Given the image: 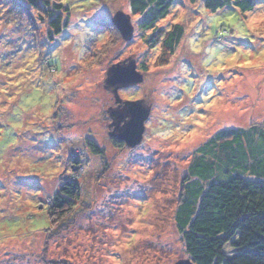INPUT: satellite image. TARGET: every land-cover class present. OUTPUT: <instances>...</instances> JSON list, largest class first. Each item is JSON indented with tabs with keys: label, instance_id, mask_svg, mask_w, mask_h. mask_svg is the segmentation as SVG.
Instances as JSON below:
<instances>
[{
	"label": "rangeland",
	"instance_id": "374dc122",
	"mask_svg": "<svg viewBox=\"0 0 264 264\" xmlns=\"http://www.w3.org/2000/svg\"><path fill=\"white\" fill-rule=\"evenodd\" d=\"M256 2L243 14L176 0L146 31L129 0L73 3L53 41L36 12L0 0V63L9 65H0V264L186 259L173 214L192 153L220 131L264 121V0ZM17 12L35 19L22 17L28 38ZM118 12L130 18V40L111 23ZM174 25L183 39L161 61V39L153 45L151 35ZM21 36L30 51L14 41ZM131 62L142 80L113 96L108 69ZM141 100L150 110L140 143L109 137L107 110ZM64 181L80 184L82 201L49 228L46 204Z\"/></svg>",
	"mask_w": 264,
	"mask_h": 264
},
{
	"label": "trees",
	"instance_id": "16d2710c",
	"mask_svg": "<svg viewBox=\"0 0 264 264\" xmlns=\"http://www.w3.org/2000/svg\"><path fill=\"white\" fill-rule=\"evenodd\" d=\"M7 1L17 4L15 0ZM25 1L27 7L20 3L15 6L19 10L36 12L37 19L47 25V39L53 41L68 28L67 20L62 16L64 13L66 17L70 15L76 7L73 3L83 6L92 3V0H83L85 5L81 0ZM175 2L129 0V11L130 15L139 18V28L146 31L165 18ZM202 5L212 13L231 7L244 14L254 10L257 2L202 0ZM29 14H13L24 26L22 32L27 38L32 30L22 17L33 23L35 19ZM183 36L184 31L179 25L163 34L157 30L152 33L153 45L161 39V61H166L164 55L175 52ZM18 40L19 49L31 50L26 39L22 36L14 39ZM3 63L6 61L0 65ZM6 65L5 69H8L9 65ZM89 147L94 156L102 157L97 145L89 141ZM53 191L44 215L49 228L63 225L82 201L81 186L75 181H64ZM173 221L186 259L193 264H264V121L247 128L220 131L194 150L180 181Z\"/></svg>",
	"mask_w": 264,
	"mask_h": 264
},
{
	"label": "water",
	"instance_id": "95a60500",
	"mask_svg": "<svg viewBox=\"0 0 264 264\" xmlns=\"http://www.w3.org/2000/svg\"><path fill=\"white\" fill-rule=\"evenodd\" d=\"M111 23L120 31L124 40H130L133 27L130 24L128 15L118 12L112 17ZM141 80L142 77L135 71L133 62L128 65L117 63L108 69L104 87L114 96L118 88L133 85ZM149 110L150 108L142 100L125 101L123 107L109 108L106 112L111 119L108 125V128L112 130L108 134L109 137L125 142L130 147L140 143L144 132V122L147 120ZM120 113L121 115H119ZM175 264L193 263L189 259H185Z\"/></svg>",
	"mask_w": 264,
	"mask_h": 264
}]
</instances>
